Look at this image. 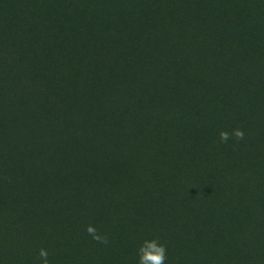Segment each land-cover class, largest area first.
Returning <instances> with one entry per match:
<instances>
[{"label": "rangeland", "instance_id": "obj_1", "mask_svg": "<svg viewBox=\"0 0 264 264\" xmlns=\"http://www.w3.org/2000/svg\"><path fill=\"white\" fill-rule=\"evenodd\" d=\"M75 1L76 14L91 18L95 24L89 25L84 20L83 23L88 24L84 29L91 31L89 42L69 49L74 69H67L69 61H54V65L49 66L45 61H33V57L0 61V75L18 82L17 87L0 84V91L8 90L0 94L4 101L0 105V145L3 148L0 172L7 170L0 176V187L9 185V189L0 190V264H41L38 257L41 248L47 249L49 264H117L114 260L117 254L113 251L116 247L123 255L122 246L127 250L125 264H137V249L143 241L152 239L165 245V264H264V228L255 224L260 214H264V186L257 184L260 175H264V0H180L177 14L173 13L175 0ZM92 6H97L98 11L90 17L84 8ZM141 9L144 10L142 16L150 21L148 24L137 17ZM151 44L160 55L150 51ZM105 57H114V61H106ZM73 79L81 87L82 99L118 97L124 109L128 103L132 104V110L135 105L132 99L140 96L141 104L130 119L127 115L120 118L123 132L112 142L102 141V150L112 158L143 155L135 158L143 159L136 163L132 160V164L127 160L116 163L111 159L106 165L104 177L124 184L120 191L101 186L102 180L98 181L99 185L94 181L80 182L73 172L81 166V175L84 174L83 160L90 162L95 158L83 152L77 154L79 161L74 162L75 157L65 155L66 141L75 142L74 147L82 151L86 148L82 143L85 133L88 141H97L98 135L90 132L86 120L79 122L70 116L65 103L60 104L64 107L60 120L56 119V110L47 116L40 113L43 103L37 100V87H51V94L45 96L50 98L68 91ZM22 87L28 91L22 92ZM168 88L198 109L207 108L210 98L217 97L219 121L226 122V117H230L234 122L230 126L243 131V140L251 129L254 139L262 142L260 148L256 145L241 147L242 140L232 141L231 151L238 154L235 162L213 164L217 171L224 172L219 176L237 181L249 168L254 173L252 183L257 188L253 196H243L235 210L230 209L240 211L237 216L243 226L241 232H231L221 205V209L212 207L214 210H208L209 215L203 218L177 215V199L136 172V164L144 161V152L146 154L149 146L145 138L139 139L141 133L151 136V155L156 154V159L165 165L176 163L178 148L175 146L179 144L170 140L172 131L169 129L173 130L176 124L165 114L167 103L158 108V118L155 116L161 124L167 125L162 126L164 131L150 126L149 117L144 113L153 102L147 95L164 97V89ZM10 90L16 91L14 97ZM222 96L236 99L237 107L222 105ZM83 107V111H89V107ZM196 137L185 134L181 141L189 142ZM198 144L194 153H184L186 157L181 162L187 166L180 175L186 178L191 169L189 178L198 181L185 182L189 188L201 184L206 187V183L198 180L206 165L201 157L204 147ZM33 147L40 149L44 158L37 156ZM259 154L263 159L249 162L251 156L259 157ZM37 158L42 160L39 165ZM156 161L152 164L157 168ZM243 181L240 178L238 184ZM33 184L49 194L40 200L34 199L28 188ZM117 196L121 201L115 200ZM204 196V200H208V196ZM87 198L94 200L88 203ZM12 199L25 206V215L7 213ZM151 200L156 201L157 207H149ZM70 201L83 206L78 214L80 221L74 224L75 229L78 228L76 233L39 223L41 212L63 216L61 221L70 222L64 220L63 215L65 208L72 205ZM260 203L262 206L257 205ZM102 207L114 222L110 228L103 220H96L95 215ZM88 226L107 236L108 243L93 240L85 231ZM129 245L136 249L130 252ZM235 247L245 253V258L231 251Z\"/></svg>", "mask_w": 264, "mask_h": 264}, {"label": "trees", "instance_id": "obj_2", "mask_svg": "<svg viewBox=\"0 0 264 264\" xmlns=\"http://www.w3.org/2000/svg\"><path fill=\"white\" fill-rule=\"evenodd\" d=\"M180 3V0H175L173 9L174 14H177ZM76 5L77 4L75 0H0V61H6L7 59L9 61H20L23 58L31 59L33 57V61H45L50 63L49 66H53L54 61H69L67 69H74V63L72 64V62H70L73 60L71 59L72 56L69 49L73 45H77L79 47L81 42H89V33L91 31L87 29L85 30L84 28H86L88 24H95V21L91 20V18L84 19L81 18L83 15L76 14L78 11ZM84 9L87 11L86 13L90 17L94 16V14L98 11L97 6ZM143 11V9L139 10L140 15L137 17H139L145 24H148L150 21L142 16ZM84 20H86L88 24L83 23ZM80 34H82V37H78ZM98 49L102 50V47H99ZM150 51H153V53L157 56L160 55L159 51H156L152 44L150 45ZM82 54L83 52H81L79 55L81 56V59ZM81 59L79 61H82ZM105 60L114 61V57H105ZM74 61H76V59H74ZM13 79L14 78L12 77L8 78L5 75H0V84H2V86H8L10 83L11 85L17 87L16 84L18 82H15ZM74 81L75 79H73L69 90L64 91L63 95L52 96L50 98L45 96H49L51 94L49 92L52 90L51 87L46 88L44 85H39L40 87H37V93L39 95L37 100L39 99L43 103L41 106L42 111H40V113L42 116H47L49 115L50 111L55 112L56 110V119L60 120V115L63 114L61 108H64L61 107L60 104L65 103V107L68 108L67 111L69 112L70 116L76 117L75 120L79 122H84L86 120V123L89 124L87 126L91 130L90 132H96L98 135L97 141L95 143H91V141H88L87 133H85L83 135L84 141L82 143L86 145V148L83 151L82 149H79V147L77 149L74 147L76 145L75 142L66 141L65 155L71 154L73 157H75L74 162L79 161L76 160L78 157L77 154H83V152L84 154L90 153L95 158L90 162L83 160L85 169L84 174L81 175V166L73 172L78 175L76 178L80 182L87 183L94 181V183L99 185L98 181L102 180L101 186L112 187L115 190L120 191V189L125 186L124 184L118 180L104 177L106 165H108L111 159H114L113 161H116V163H121L124 160H127L128 163H131L130 160H132V163H136L143 159L135 158L143 157V155H132L131 158L127 157V159L112 158V155H110L108 152L105 154L102 150V141L112 142L123 132L120 118L123 115H127L130 119L133 111L138 109L139 105L141 104V102H139L140 96H136L138 98L134 97L132 99L131 102L135 104L132 110H130L132 104L129 105L128 103L126 109H124V107L121 105V100L118 97H85L82 99L80 96L82 91L81 87L78 85V82L76 83ZM56 84H58L57 80ZM42 87L45 89L42 90ZM24 90L28 91L27 88L22 87V92ZM4 91L5 90L0 91V94H3ZM7 91L8 90L5 92ZM9 92L13 94L11 96H15V90H10ZM164 92L166 93L164 94V97L160 95H147V97L153 98V102L149 101L150 104L148 105L150 107H147L144 113L146 117H149L148 120L150 126L153 125L152 127L158 129L157 131H159V129L164 131L162 126L166 127L167 125H164L163 122L161 124V121L157 119V110L159 107L161 108L167 103L164 109L165 114L168 115L167 118L170 121H175L176 124V126L173 127V130L169 129V132L172 131V134H170V140L172 139L173 142L180 145V147L179 145L175 146L178 148L176 152V163L172 166L165 165L163 161L156 159V154L151 155L150 152H153L150 147V143H152L151 136L141 133L139 135V139H142V137L145 138L147 142L145 144L149 146L147 147L146 154L144 152V161L136 164V172L142 177H148L152 184L160 186L163 190L167 191L169 195L177 199L179 206L176 211L177 215L189 214L190 216L193 215L194 217L203 218L205 215H209L208 210H210V212L214 210L212 207L221 209V205V207H224L223 215L227 217V222H229L231 232L234 233L233 230H235V233L241 232L240 229H242L243 226L240 224L238 220L239 218L237 216L240 211L238 208L236 209L237 211H230V209L235 210V206L238 205L240 199H243V196H253L254 189L257 188V185L252 183L254 179V173L249 168V170H245L242 176L237 178V181L236 178L233 180L228 176L225 177V175L219 176L220 173L224 172L217 171L216 167H213L214 162H225L226 164H230L229 162L233 163L238 158V154L235 155V153L231 151L233 142H236V140L234 141V138L229 139L227 143H221L219 140V133L221 131H227L231 135L233 132L231 124L234 122L230 120V117H226V122L222 120L219 121V118L216 117V105H218V103L217 97L215 96L211 97L209 100L210 107L208 106L204 109H198L197 106L193 105L191 101L189 102V100L183 99L181 95L175 93L173 89H164ZM1 96L2 95H0V97ZM7 96L10 97V94L7 93ZM220 100V103H223L222 105H225L227 108L237 107V104H234L236 99L234 100L232 97L222 96ZM262 100V103H264L263 98ZM3 102L4 101L2 98H0V105H2ZM83 105H86V108L89 107L88 112L83 111ZM155 116H157V118ZM165 132H167L166 129ZM185 134L193 135L194 137L199 135L200 137L198 139L197 137L190 138L189 142H182L181 138L185 136ZM253 135L254 134L251 129L247 130V137L245 140H242V142L240 141L241 147H253L255 145L260 147L262 142L260 143L256 141ZM88 142L92 145H90ZM196 143H199V147H204L205 153H203V156L201 157H204L203 159L206 165L203 176L198 180L201 183H206V187L202 186L201 184L199 187L194 188L192 186L189 188L185 185V182L192 180L193 183H198V181H196L194 177L189 178L191 169L188 171L189 173L186 178L180 175L181 170L187 166L183 165L181 162L186 157V155L184 156L185 152H188L189 154H191V151L192 153L195 152ZM205 147L207 149H205ZM2 149L3 148H1L0 145V153H2ZM33 151H36V155L39 157L44 156L43 153H41V150L36 147H33ZM180 151L181 153L179 154ZM212 152L215 153L212 154ZM250 158V163H254L263 159L260 154L259 157L258 155H255V157L251 156ZM153 160H157L155 162L157 168L152 164ZM40 162H42V160L39 158L37 160V164L39 165ZM254 166L255 165L253 164L250 167L252 168ZM192 168H194V164L192 165ZM6 171L2 170L0 172V176ZM260 176V179H257V184L259 187H261L259 182L264 186V175L261 174ZM108 177L111 176L109 175ZM164 177L166 179L168 178L169 181H166ZM240 178L244 180L243 184H238ZM7 185H5L6 187L1 186L2 189L0 187V190H7L6 188L9 189V185ZM28 188L34 199L40 200L41 198L45 197L46 194H49L46 190L41 191V188H39L36 184L30 185ZM159 191L162 190L159 189ZM204 195L208 196V200H204ZM1 198L3 200L5 199L4 194H2ZM93 200L94 199L91 198L88 200L87 198V202L89 201L88 203H92ZM115 200L118 202L121 201L118 196ZM70 203H72V205L69 207L67 206L63 212V215H65L64 220H70V222L64 223L61 221L60 219L63 218V216H55L53 213L41 212L39 216L41 218L39 223L44 225L48 223V227L49 225H57L69 233H76L78 228L75 229L74 224L80 221L81 216L78 217V214L81 212V208L83 206L80 205V203H75L72 201H70ZM262 203L257 205L262 206ZM148 205L149 207H157L156 201L152 200ZM25 210V206L23 207V205L20 204L18 200L12 199L7 213L12 216H23V214L25 215L26 213ZM109 215L110 214H108V211L102 207L95 217L96 220H103L106 227L110 228L114 222L109 218ZM260 215L261 217H258L260 219H258L255 224L264 228V214L263 216L262 214ZM115 222L119 221L116 220ZM77 237L80 238L79 235H77ZM250 243L253 245L255 244L252 241ZM128 248L130 252L136 249V247H132L130 245ZM122 249L124 250L123 255L120 253V251H117L118 248H114L113 252H116L117 254V257H115L114 260H116L117 264L127 263L125 253V251H127L126 247L122 246ZM233 250L236 256L245 258V253L242 250L236 247L231 251Z\"/></svg>", "mask_w": 264, "mask_h": 264}, {"label": "clouds", "instance_id": "obj_3", "mask_svg": "<svg viewBox=\"0 0 264 264\" xmlns=\"http://www.w3.org/2000/svg\"><path fill=\"white\" fill-rule=\"evenodd\" d=\"M235 138L236 141L243 140L244 133L242 130H233L231 135L227 131H221L219 133V140L221 143H227L229 139ZM85 231L92 236L93 240L101 244H107L108 238L105 235H101L97 230L92 227H86ZM47 249L41 248L38 251V257L41 264H49ZM167 259V249L165 245L158 242L156 239L145 240L141 246L137 249V264H165Z\"/></svg>", "mask_w": 264, "mask_h": 264}]
</instances>
